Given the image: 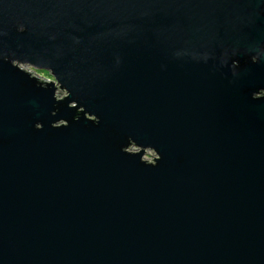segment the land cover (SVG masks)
I'll list each match as a JSON object with an SVG mask.
<instances>
[{
	"label": "water",
	"instance_id": "water-1",
	"mask_svg": "<svg viewBox=\"0 0 264 264\" xmlns=\"http://www.w3.org/2000/svg\"><path fill=\"white\" fill-rule=\"evenodd\" d=\"M0 264H264V0H0Z\"/></svg>",
	"mask_w": 264,
	"mask_h": 264
},
{
	"label": "trees",
	"instance_id": "trees-1",
	"mask_svg": "<svg viewBox=\"0 0 264 264\" xmlns=\"http://www.w3.org/2000/svg\"><path fill=\"white\" fill-rule=\"evenodd\" d=\"M35 72L39 75H42L44 77H47V78H52L51 75L49 74L48 71L46 70H43V69H35Z\"/></svg>",
	"mask_w": 264,
	"mask_h": 264
},
{
	"label": "rangeland",
	"instance_id": "rangeland-1",
	"mask_svg": "<svg viewBox=\"0 0 264 264\" xmlns=\"http://www.w3.org/2000/svg\"><path fill=\"white\" fill-rule=\"evenodd\" d=\"M21 67L27 69L28 71H32L34 74H37L35 72V68H33L32 66H29V65H21Z\"/></svg>",
	"mask_w": 264,
	"mask_h": 264
}]
</instances>
